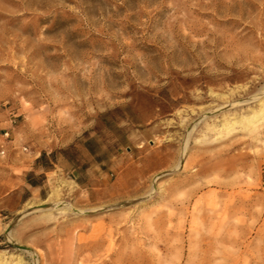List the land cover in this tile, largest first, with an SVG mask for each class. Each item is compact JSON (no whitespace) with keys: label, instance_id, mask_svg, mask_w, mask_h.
<instances>
[{"label":"rangeland","instance_id":"374dc122","mask_svg":"<svg viewBox=\"0 0 264 264\" xmlns=\"http://www.w3.org/2000/svg\"><path fill=\"white\" fill-rule=\"evenodd\" d=\"M50 251L264 264V0H0V261Z\"/></svg>","mask_w":264,"mask_h":264},{"label":"bare ground","instance_id":"6f19581e","mask_svg":"<svg viewBox=\"0 0 264 264\" xmlns=\"http://www.w3.org/2000/svg\"><path fill=\"white\" fill-rule=\"evenodd\" d=\"M261 115V113H254L253 115H251L250 116V119H249V121L250 122H255L257 119H258V117ZM229 124V123H228ZM227 128V127H226ZM51 209H54V210H58V211H72V210H74L73 209V207L70 205V204H68V203H64V202H61V201H55V202H53V203H51L50 205H47V207H43V208H41V210H43V211H45V210H51ZM37 210V209H36ZM30 211H32V210H30ZM57 211V212H58ZM77 211H79V210H77ZM26 212V211H25ZM52 212V211H51ZM60 214V213H59ZM50 215V214H49ZM41 216V215H40ZM43 216V215H42ZM45 217H46V214L44 215ZM51 216H52V213H51ZM38 219V218H37ZM40 220H41V217H40ZM48 221H50V219L48 220ZM117 228V227H116ZM118 229V228H117ZM8 234V233H7ZM10 239H11V236L9 237ZM44 244H46L45 242H44ZM47 246V245H46ZM37 253V252H36ZM31 254V253H30ZM34 256H35V253H34V255L33 254H31V258H32V264H52L53 263V257H52V255H51V251L49 252V255H48V257L47 258H43V256L40 254L39 256H37V257H39L38 259L36 258H34ZM42 256V257H41ZM17 259H16V261L13 263V264H25V262L23 261V259L21 258V257H16ZM46 260H48V262L46 263ZM9 263H11V262H5L4 264H9ZM0 264H3V263H1V261H0Z\"/></svg>","mask_w":264,"mask_h":264},{"label":"built area","instance_id":"2783aa9c","mask_svg":"<svg viewBox=\"0 0 264 264\" xmlns=\"http://www.w3.org/2000/svg\"><path fill=\"white\" fill-rule=\"evenodd\" d=\"M3 135H4V138H5V139H8V137H9V131L6 130V131L3 133ZM3 153H4V149L1 150V154H3Z\"/></svg>","mask_w":264,"mask_h":264}]
</instances>
